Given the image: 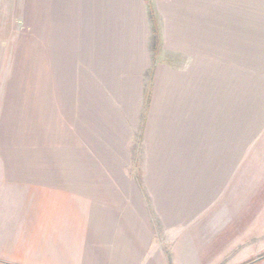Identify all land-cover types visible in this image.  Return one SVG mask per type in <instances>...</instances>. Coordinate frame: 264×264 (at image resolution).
<instances>
[{"label":"rangeland","instance_id":"374dc122","mask_svg":"<svg viewBox=\"0 0 264 264\" xmlns=\"http://www.w3.org/2000/svg\"><path fill=\"white\" fill-rule=\"evenodd\" d=\"M44 3L0 0L2 184L86 189L102 184L97 170L109 171L108 184H121L120 177L111 176L117 170L139 187L156 226L145 186L157 184L152 171L164 161L167 170L169 162L149 161L147 143L155 141L159 122L169 120L165 106L184 108L192 99L194 109L209 106L210 124L225 116L239 128L241 210L234 219L237 231L225 229L210 241L197 237L190 242L187 236L208 234L215 209L188 224L161 225L154 241L161 246L162 262L179 264L191 254L201 264H263L264 0H145L151 61L146 68L113 66L103 80L104 75L90 71L92 66L64 65L59 83L57 66L43 63L42 40L48 36L50 47L58 40L63 46L77 41V33L67 39L64 18L57 26L51 14L55 2L49 1V18L43 15ZM47 22L48 35L43 32ZM58 87L72 94L61 97L64 104L47 96ZM152 105L156 114L146 138ZM195 113L200 120V112Z\"/></svg>","mask_w":264,"mask_h":264},{"label":"crops","instance_id":"0c3cea01","mask_svg":"<svg viewBox=\"0 0 264 264\" xmlns=\"http://www.w3.org/2000/svg\"><path fill=\"white\" fill-rule=\"evenodd\" d=\"M42 1L46 18L49 1L55 2L51 14L57 26L64 18L67 39L77 33V41L65 40L63 46L58 40L56 47H50L48 36L42 40L43 63L57 66L58 83L64 79V68L60 71L64 65L92 66L90 71L104 75L99 77L104 80L113 66L137 65L136 72H140L151 62L145 0ZM98 21L103 26H93ZM48 28L49 22L44 23L47 35ZM175 80L179 79L175 76ZM66 94L58 87L47 96L56 97L58 105L64 104L61 97ZM190 102L184 108L165 106L163 112L169 120L159 122L155 141L147 143L149 161L169 162L167 170L164 161L152 171L159 177L157 184L145 186L156 226L144 209L139 187L129 184L117 170H113L115 174L111 171V176L120 177L121 184H108L109 171L97 170L94 175L102 184L77 190L2 184L0 170V264H164L161 246L154 241L160 226L191 223L210 209L216 210L209 220L210 232L189 234L187 240L200 237L210 241L225 229L234 234L238 225L234 219L241 210L240 173L236 169L241 157L239 128L234 122L231 127L225 116L220 125L218 117L210 124L209 106L194 109L192 99ZM195 112H200V120ZM155 114L152 105L146 138ZM115 141L119 142V137H112ZM201 263L191 254L179 261Z\"/></svg>","mask_w":264,"mask_h":264},{"label":"trees","instance_id":"16d2710c","mask_svg":"<svg viewBox=\"0 0 264 264\" xmlns=\"http://www.w3.org/2000/svg\"><path fill=\"white\" fill-rule=\"evenodd\" d=\"M149 13H150V16H152V12L150 11ZM154 29H155V26H154ZM154 32L156 33V29L154 30ZM154 49H156L155 46H154Z\"/></svg>","mask_w":264,"mask_h":264},{"label":"water","instance_id":"95a60500","mask_svg":"<svg viewBox=\"0 0 264 264\" xmlns=\"http://www.w3.org/2000/svg\"><path fill=\"white\" fill-rule=\"evenodd\" d=\"M264 264V263H263Z\"/></svg>","mask_w":264,"mask_h":264}]
</instances>
